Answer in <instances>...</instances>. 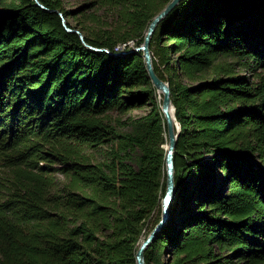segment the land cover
<instances>
[{
    "label": "trees",
    "instance_id": "1",
    "mask_svg": "<svg viewBox=\"0 0 264 264\" xmlns=\"http://www.w3.org/2000/svg\"><path fill=\"white\" fill-rule=\"evenodd\" d=\"M171 1L90 0L66 11L62 0H39L46 11L35 0H0V156L11 172L0 179V264H137L161 220L168 141L163 97L142 53L128 51ZM88 9L103 10L104 21L87 19ZM150 51L180 133L171 216L146 263L169 251L171 264H264V209L228 214L244 194L264 205V0H184ZM229 57L237 62L211 80L184 83ZM148 104L147 114L118 120L125 131L110 120ZM214 245L230 251L227 261Z\"/></svg>",
    "mask_w": 264,
    "mask_h": 264
},
{
    "label": "water",
    "instance_id": "2",
    "mask_svg": "<svg viewBox=\"0 0 264 264\" xmlns=\"http://www.w3.org/2000/svg\"><path fill=\"white\" fill-rule=\"evenodd\" d=\"M37 5L43 8L46 11H49L45 8L39 0H35ZM184 0H172L158 15L155 16L149 28L146 32L144 42L140 47L132 49L128 51V53H142L144 58V62L146 65L147 72L149 77L156 88V90L162 94V106L161 112L164 121V126L166 127L167 131V179H166V194L162 201V211H161V220L159 223L154 227L153 231L149 234V236L142 242L137 255L136 261L137 264H147L145 261V252L146 250L157 240L159 234L164 230L165 226L167 225L170 216H171V206L176 196V183H175V162H174V154L179 138L180 133V125L175 118L171 116L172 109L175 111L174 104L171 99V89L169 83L163 81L156 73L152 61V53L150 51V45L152 38L160 25V23L166 19L174 9ZM66 29L70 33H76L79 35L81 41L83 42L84 46L93 52H103V49L95 48L89 45L84 38V35L79 32L78 30H72L66 27ZM109 53L107 50H105ZM126 54L124 52H120L119 54H112L114 56Z\"/></svg>",
    "mask_w": 264,
    "mask_h": 264
},
{
    "label": "rangeland",
    "instance_id": "3",
    "mask_svg": "<svg viewBox=\"0 0 264 264\" xmlns=\"http://www.w3.org/2000/svg\"><path fill=\"white\" fill-rule=\"evenodd\" d=\"M63 1V6L66 9V11H76L79 8H81L82 6H84L85 4H87L90 0H62ZM83 15H85L87 17V19H90L89 17H97L100 18L101 21H104L102 19L103 15V10H96V9H92V10H84V12H82ZM79 15V14H78ZM79 18H75L73 20H71V23L73 25H80V20L83 21L82 18H80L81 16H78ZM80 19V20H79ZM85 26L87 27V29H100L101 28V24L99 22H91L90 20H86L85 21ZM130 47L129 49H135L138 46H135V43L130 42ZM237 60L235 58H219L216 62L215 65L213 67H211L209 70H207L206 72L202 73L200 78L202 79H197L195 81H188L186 80L184 83L186 85L192 86V85H196L198 82H200L201 80H211L214 76H215V69L216 67L222 65V64H228V63H236ZM234 74L238 75V76H250L251 73L250 71H246L242 66H235L234 67ZM151 109L150 104L145 105L144 107H139L137 109H134L132 111H130L128 114H126L125 116L119 115L117 113H111L110 116V120L112 121L113 124H118V120H120L121 122H126L129 118H135V117H140L143 116L145 114H147ZM119 126H117L118 129L125 131L122 127V125L118 124ZM167 148V147H166ZM4 162L2 161V156H0V179L2 178H8L11 175V172L9 171L8 168H5L3 166ZM45 162H41L40 165L43 166L45 165ZM61 165L60 164H55L54 165V169L60 168ZM36 171V170H34ZM54 179L56 180V183L62 185L65 183V178L57 172H53ZM248 194V193H247ZM245 195V194H244ZM242 196V197H237L235 198V205L233 203L232 207L230 210H228V214L229 216L234 215H245V216H251V217H255L257 212L262 213L263 209H264V205L257 201L256 199H252L251 197L248 196ZM222 218H224L225 220H227V218L224 217V215H222ZM148 229H151V227L153 228V226L151 225V223L148 224ZM153 231V229L150 231V233ZM145 241V240H144ZM213 249V253L216 255V257L221 259V262H225L228 260L229 255L231 254L229 250H224L223 252H221V250L217 247V245L212 246ZM211 251V246L209 244H206V246H202V248L200 249V252L202 255H207L209 254ZM192 258L186 259V264H207V262H209L211 260V257H205L202 258L201 260H199L198 262H194L192 261ZM173 260V255L170 253L169 251L164 255V257L161 260L160 264H171ZM233 262L236 264H244L243 262H239L237 258L233 259Z\"/></svg>",
    "mask_w": 264,
    "mask_h": 264
},
{
    "label": "bare ground",
    "instance_id": "4",
    "mask_svg": "<svg viewBox=\"0 0 264 264\" xmlns=\"http://www.w3.org/2000/svg\"><path fill=\"white\" fill-rule=\"evenodd\" d=\"M159 93V92H158ZM161 96H162V94L161 93H159ZM171 116L173 117V118H175V111L172 109V111H171Z\"/></svg>",
    "mask_w": 264,
    "mask_h": 264
},
{
    "label": "built area",
    "instance_id": "5",
    "mask_svg": "<svg viewBox=\"0 0 264 264\" xmlns=\"http://www.w3.org/2000/svg\"><path fill=\"white\" fill-rule=\"evenodd\" d=\"M130 44H131V43H130ZM130 44H129V45H130ZM123 49H124V47H122V49H119V50H123Z\"/></svg>",
    "mask_w": 264,
    "mask_h": 264
}]
</instances>
